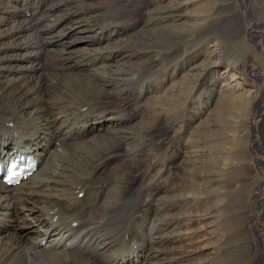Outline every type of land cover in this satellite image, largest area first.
<instances>
[{"label":"rangeland","instance_id":"rangeland-1","mask_svg":"<svg viewBox=\"0 0 264 264\" xmlns=\"http://www.w3.org/2000/svg\"><path fill=\"white\" fill-rule=\"evenodd\" d=\"M12 1L13 3H8L12 4L13 7L6 4L5 0H0V2L5 3V5H2L5 6L4 9L11 13L8 14V22L25 21V24H35L33 27L36 30L41 29L43 26V29L40 30L42 37L45 36L47 29V31H52L51 33L55 34L62 25L66 27L80 20L83 21L85 29L82 34L89 35L94 42L93 49L89 54L94 57L93 59H95L99 69L109 62L110 70L108 72H113L111 86L114 91L110 96V100L114 102L120 101V99L123 100L125 97L124 91L126 93L133 92L130 89L135 90L136 87L143 91H150H148V94L146 93L147 96L149 95L146 96V99H142V97L134 99L131 98V95L126 94V98L132 100L129 105L131 108H127L126 114L136 116V120L133 121L134 124L136 121L140 123L142 119L147 120L145 115L152 114L151 106L147 107V98L152 95L159 98V106H156V108L157 114L163 115L158 116V118L160 117L158 121L164 133L161 134L163 143L159 155L162 157V161L164 160L165 166L155 168L151 172L153 175L150 173L149 178L153 185L149 190L144 184L150 180L145 179V182L137 180L143 176L142 170L138 173L139 175L136 174V169L130 171V173H134L130 174L129 191L124 198L123 207L135 210L134 208L139 207L142 202H151L150 205L152 206L151 208L141 206V210L137 211V215L132 214L134 229L129 226L123 234L133 232L132 234L138 238L134 237L136 241H140V239L148 237L149 233H157L159 227L164 226L166 230L164 229L163 233L171 238L173 237V241L170 244H160L159 242L161 249L163 247L174 248L180 253L176 254L173 251L168 253L165 257L169 258V264H195L209 261L211 248L213 250V261L218 264H244L252 259L254 264H264V1L160 0L155 3L148 0H119L118 2L108 1L102 5L98 3L100 0H89V2L88 0H26L27 2L24 5L20 0ZM33 2L38 3L35 10H32L30 6L29 9H26V6ZM54 3L58 7L54 6ZM230 4L232 7L230 12L227 9H221L222 6ZM232 13L237 16H233ZM170 14L173 15V18L185 14L189 19L192 16L198 20H175L179 24L183 21L188 24L179 32L174 29L166 32L156 30V33H163L164 37H169L166 39L167 45L163 44L165 48H161L164 53L156 51L153 53V59L142 61L143 58L140 56L143 55L140 53L135 55V51L141 52L146 49L153 39L159 38V35L154 33L153 36L156 37L154 38L144 36L142 33L134 34V32L145 28L150 29V27L154 29L161 27L160 25L164 22L161 23L159 19L163 16L164 20L172 22ZM192 17L191 19H194ZM55 19L64 20H60L50 28L49 22ZM194 31H196V34ZM117 33L120 35H117ZM176 33L178 36H176ZM66 37L64 34L61 38L67 39ZM170 40L174 43L169 42ZM166 48H168L167 51ZM67 52L65 50L63 54L66 55ZM74 54L76 55L77 52H73L72 56H75ZM101 55H103L102 58ZM122 55H128L125 58H131L133 61L140 59L139 61L144 64L142 67L139 63H135L132 65L133 67L124 66ZM206 56L212 57V62L217 61L215 64L220 70L216 68L217 71L214 72V67L209 66L210 61L206 62ZM206 63L208 67L205 65ZM124 67L129 68V72L124 71ZM190 68L191 72L189 74L191 76L187 79L189 82L183 80L184 82L177 87L176 82L183 74L190 71L186 72ZM223 71H226V78L222 79L223 84L215 86L209 78ZM198 75L199 78L197 79ZM159 91L160 93H157ZM67 97L69 100L60 101L68 104L69 101L75 99L73 94L71 97ZM2 106L7 107L4 104ZM145 107L148 109L145 110ZM3 110L11 111L8 109ZM2 116L3 114L0 115V119ZM8 117L6 116V118ZM62 125L61 127H65L64 129L67 130L70 124L66 122ZM134 128L136 127L134 126ZM136 136L134 135L133 138H137ZM148 141L149 139L146 140V143L149 144ZM123 142L126 143L127 140L124 139ZM127 144L131 151H147L148 154H153L156 149L141 144L137 148H133L132 143ZM191 154L194 156V165L197 166L194 173L196 182L195 180L188 182L192 177L191 174H189L190 179L185 178L187 182L183 179L186 172L183 173L182 166L179 164L181 161L189 164L191 161H188L187 158ZM206 156L209 159V164L212 163L213 165L211 176L209 175L210 180L211 178L219 179L217 183H211L212 186L214 185L213 188L207 187L208 178L203 175L210 168L205 166L203 161H199L202 158L206 159ZM181 158L182 160H180ZM185 163H181V165H187ZM218 163H226V166L222 167L223 171L218 169ZM73 164L76 166V162L73 161ZM115 166L113 164L106 168L103 200L109 198L114 200L120 194L119 187L122 177L120 172L114 171ZM237 176L240 179L244 178L242 183L236 181ZM92 179L93 176H90L89 181H92ZM202 185L205 188L203 191L200 188ZM157 187L162 188L160 191L162 194L160 195L164 197H162L163 200L159 201L158 198V201H153L151 195H154L153 190ZM190 208L193 210H190ZM147 218L151 219L147 221ZM203 219H206V221ZM153 222H156L157 225ZM197 224L202 225L198 226ZM19 225L21 226L20 223ZM111 225L113 227L110 226L109 231H115V226ZM120 226L116 230V237L115 235H112V237L119 238V240L117 239L118 243L122 246L125 240L123 238L121 240L118 232L122 231L126 224L122 223ZM206 240H209V242H206ZM181 248L186 253L184 256H181L183 254Z\"/></svg>","mask_w":264,"mask_h":264},{"label":"bare ground","instance_id":"bare-ground-1","mask_svg":"<svg viewBox=\"0 0 264 264\" xmlns=\"http://www.w3.org/2000/svg\"><path fill=\"white\" fill-rule=\"evenodd\" d=\"M20 1H22V5L27 2L26 0ZM108 1L118 2L119 0H100L98 3L102 5ZM148 1L156 3L160 0ZM5 2L6 4L13 3L12 0H5ZM37 4L33 2L26 6V9H29L30 6L32 10H35L38 6ZM2 5H5V3L0 2V104L2 103L7 107L2 106V104L3 108L0 106V115L3 114L0 119V159H9L16 151H23L34 156L36 168L31 175L18 185H7L0 179V264H169V258L167 259L165 256L172 251L176 254L180 253L174 248L168 249L163 247L161 249L160 244H170L173 241V237L171 238L163 233L164 226L159 227L157 233H149L148 237L142 238L140 241L137 240L138 244H135L137 243L135 239L137 237L132 234L133 232L123 234L129 226L133 228L132 214L137 215V211L141 210V206L150 208L152 206L150 205L151 202H142L139 207L134 208L135 210L123 207L124 198L129 191L130 174L134 173H130V171L136 169L137 172H135L139 175L138 173L142 170L143 176L137 180L145 182V179L150 180L149 176L155 168L165 166L164 160L162 161V157L159 155L163 143L161 134L164 133L158 121L163 116L157 114L156 106H159L158 96L152 95L147 98V107L151 106L150 108L153 111L152 114L145 115L147 116V120L142 119L140 123L136 121L134 124L133 121L136 120V116L126 114L127 108L132 103L130 98H126V94L131 95V98L134 99L138 97L146 99L150 91H143L138 87H136L137 89L134 87L135 90L130 89L133 92L126 93L124 91L125 97L123 100L120 99V101L115 102L110 100V96H112L114 91V88L111 86L113 72H108L110 70L109 62L105 66L100 64L103 67L99 69L95 59H93L94 57L89 54L93 49L94 42L89 35L82 34L85 29V24L82 20L74 24H66L68 25L66 27L62 25L63 28L61 27L55 34L51 33L52 31H47V29L46 32L44 31L45 36L42 37L40 30L43 29V26L41 29L36 30L33 27L35 24H25V21V23L8 22V14L11 13L7 12L8 10L4 9L5 6ZM9 5L12 6V4ZM53 5L57 6L55 3ZM221 9H227L230 12L232 7L231 4L224 5ZM115 10L114 12H116ZM162 12L164 13L165 11ZM232 14L233 16H237L235 13ZM172 16V22L164 20V16L161 18L163 20L159 19L161 23L164 22L160 23L161 27L155 29L150 27V29L145 28L134 32V34L142 33L144 36L152 37H154V33L159 35L158 39L150 41L151 44L146 49L141 52L135 51V55L137 53L143 55L140 56L143 58L141 59L142 61L153 59V53L156 51L164 53V51H161V48L164 47L163 44H166V39L169 37H164L163 33H156V30L166 32L174 29L179 32L188 25L185 21L181 24L175 21L188 20L187 15L182 14V16H174V18ZM191 17L189 20H198L195 17L191 19ZM60 20L64 19H55L49 22L50 28L55 26V23H58ZM194 32L196 34V31ZM118 33L117 35H120ZM64 34L67 36V39L61 38ZM176 36H178L177 33ZM173 41L170 40L169 42L174 43ZM168 48H166V51ZM64 49L68 51V54H63ZM73 52H77V54L72 56ZM126 56L122 55L124 66H132L135 63H139L141 67L143 66L144 63L140 62L139 58V60L133 61L131 58H125ZM211 58L209 56L205 57L206 62L210 61L209 66L214 67L215 72L219 69L216 66L217 64H215L217 61L212 62L213 59ZM205 65L208 67L207 63ZM124 68V71L129 72V68ZM186 72L182 77L180 76V79L178 78L179 80L176 82L177 87L184 82L183 80L188 81V77L191 76L189 74L191 68L187 69ZM225 72L216 73L209 79L215 86L223 84L222 79L226 78ZM185 83L189 85V83ZM58 91L60 92L58 93ZM157 93H160V91ZM72 94L75 97L74 101H69L68 104L60 101L64 99L69 100L67 96L71 97ZM147 107H145V110L148 109ZM3 109L11 111H4ZM6 116L9 117L6 118ZM158 116L160 117L158 118ZM66 122L70 124L68 128L66 127L67 130L64 129L65 127H61ZM134 135H137V138H133ZM124 139L125 141L127 140L126 143L123 142ZM147 139H149V144L146 143ZM127 143H132L134 145L133 148H137L141 144L143 146L149 145L148 147H152L151 149H156L153 154H148L147 151H131ZM135 143L137 144L136 146ZM192 154L189 158H187L188 156L184 157L188 161H191L189 164L185 163V161L179 163L182 166L183 173L186 172L183 179L186 177L190 179L189 174L192 175V180L190 179L188 182L196 179L194 173L197 166L194 165V156ZM187 155L189 154L187 153ZM205 158L199 161H203L204 165L210 168L203 175H206V178H208L206 182L207 187L213 188L214 185L212 186L211 183H217L219 179L215 180L211 178L210 180L211 167L213 165L212 163L209 164L207 156ZM73 161L76 162V166H74ZM181 163L187 165H181ZM113 164L116 165L114 171L120 172V176L122 177L119 187L120 194L114 200L112 198L103 200L106 168ZM224 166H226V163H218L217 167L219 170H222ZM164 169L167 171L165 167ZM90 176H93L92 181H89ZM243 179L238 177L236 181L242 183ZM144 185L149 190L153 182L150 180ZM200 188L202 191L205 189L203 185ZM161 189L160 187L154 188V195H151L153 201L158 198L159 201L163 200L162 197L164 196L160 195L162 194L160 193ZM180 190L182 191V189ZM80 192L83 193L82 196H78ZM183 193L185 192L183 191ZM189 217L187 218L190 220ZM150 219L147 218V221ZM203 220L206 221V219ZM122 223L126 224V226L122 231L118 232L121 240L122 238L125 240V243L121 246L118 243L119 238L117 240L115 234ZM153 223L156 224V222ZM111 224L115 226V231H109V227L112 226ZM194 224L196 225V223ZM200 225L202 224L198 226ZM120 228L122 229L121 226ZM112 235H115V237H112ZM206 242H209V240H206ZM181 249L183 251H180L183 253L181 256H184L186 253L183 248ZM214 250L216 251V249ZM210 251L209 261L195 264H218L213 261L212 248ZM244 264H254V261L252 259L250 262Z\"/></svg>","mask_w":264,"mask_h":264}]
</instances>
